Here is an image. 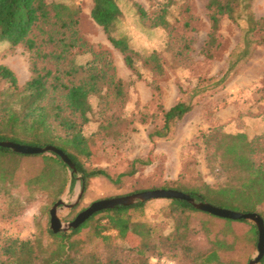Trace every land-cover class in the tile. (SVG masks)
Wrapping results in <instances>:
<instances>
[{"label":"trees","instance_id":"trees-1","mask_svg":"<svg viewBox=\"0 0 264 264\" xmlns=\"http://www.w3.org/2000/svg\"><path fill=\"white\" fill-rule=\"evenodd\" d=\"M172 3V0L161 3L152 13L137 2L134 6L144 24L162 28L173 37ZM249 9L250 0H208L211 30L205 48L211 50L218 45L217 35L225 16L237 20L245 15L248 32H254L251 30L258 26L264 29V17L256 19ZM80 14V7L62 1L0 0V41L12 48L22 44L36 58L53 65L40 68L35 62L34 75L23 87L11 68L0 65V140L38 147L53 145L61 149L77 170L72 173L70 188L73 189L80 176L81 185L87 190L93 178L111 179L103 168H87L85 160L95 153L94 137L113 127L112 116L108 119L104 115L108 99L112 97L113 102H123L125 91L110 52L95 49L80 34ZM91 16L123 54L127 67L139 78L143 77L141 68L153 75L164 74V62L158 50L142 54L126 35L119 33L117 25L123 18V10L118 0H93ZM37 38H41V45ZM260 42H264V35ZM249 43L234 54L236 62L251 54ZM43 45L51 46L52 50L44 51ZM170 46L173 45L170 43ZM175 52L183 55V50ZM262 91L264 94V86ZM92 97L100 101L99 114L107 123L100 122L98 130L89 136L85 127L93 117ZM158 108L156 117L159 116L161 123L152 122L151 141L169 137L192 106L179 101L169 108L161 104ZM203 137L206 148L214 149L211 156L220 159L227 181L219 187L208 183L191 186L179 181H162L151 189H176L219 207L258 212L264 220V134L250 137L247 131L228 132L218 126ZM25 156H42L43 159L39 173L30 178L27 185L39 190L37 196L43 194L47 198L42 209L44 214L49 215L48 206L54 204L67 187L69 167L59 155H26L0 147L1 221L24 213V206L17 204L10 191L15 172H8L4 160L16 158L12 164L16 167L20 157ZM167 200L163 216L173 224L168 234L146 220L147 201L117 205L94 213L70 231L55 232L49 223H39L35 234L28 238L0 235V264H152L150 260L154 257H166L173 264H240L225 254L238 250L245 243L253 247L258 243V229L246 219L219 217L180 198ZM199 215H204L201 221ZM213 220L221 221V228L214 236ZM195 221L201 226L197 227ZM241 223L249 225L246 232L236 229L235 224ZM200 231L207 240L204 247L195 242ZM133 239L137 242L133 243ZM260 264H264V256Z\"/></svg>","mask_w":264,"mask_h":264},{"label":"rangeland","instance_id":"rangeland-1","mask_svg":"<svg viewBox=\"0 0 264 264\" xmlns=\"http://www.w3.org/2000/svg\"><path fill=\"white\" fill-rule=\"evenodd\" d=\"M54 1L80 7V34L95 49L110 52L125 91L123 102H113L112 97L108 99L104 115L108 119L112 116L113 127L94 137L95 153L85 160L87 168H103L111 179L104 176L91 179L77 201L82 189L80 176L71 189L72 173L67 168L68 184L58 199L63 200L58 208L61 222H71L95 201L153 190L151 187L162 181H179L191 186L208 183L219 187L224 184L227 175L220 167V159L211 156L214 149L206 148L203 135L218 126L228 132L247 131L250 137L264 134V42H260L264 29L258 26L251 30L254 32H248L245 15L237 20L225 16L217 35L218 45L208 50L205 48L211 30L208 0H172L173 37L162 28H150L144 24L134 6L137 2L152 13L168 0H118L123 10V18L117 25L119 33L126 35L131 45L142 54L158 50L164 62L163 75H153L141 68L143 77L139 78L127 67L123 54L109 41L103 27L93 20V0H48L50 3ZM249 11L256 19L264 17V0H250ZM37 41L41 45V38ZM248 41L251 54L236 62L234 54ZM42 49L49 52L52 47L43 45ZM179 49L183 50V55H176L175 51ZM35 62L40 68L53 67L51 63L36 58L22 44L12 48L0 41V65L15 72L21 87L34 75ZM179 101L190 104L191 111L177 122L169 137L151 141L152 122L161 123L159 116L156 117L158 106L169 108ZM91 102L93 117L85 127L89 136L98 130L100 122L107 123L99 114L100 101L92 97ZM20 158L16 171L12 165L16 158L9 157L4 161L8 172H15L10 191L17 204L24 206V213L14 219L0 220V235L28 238L35 234L39 223L51 224L50 209L58 200L48 206L49 215L44 214L42 209L47 198L43 194L37 196L39 190L27 185L30 178L39 173L42 156ZM72 203L76 204L69 208ZM168 203L167 198L151 199L146 203V220L165 234L173 227L172 222L163 216ZM199 216L201 221L204 215ZM211 224L214 236L221 228V221L213 220ZM195 225L200 227L201 223L195 221ZM235 227L239 232L249 229V225L243 223L235 224ZM132 242L137 241L133 239ZM195 242L199 247L206 246L203 231ZM257 252L258 243L255 247L245 243L225 257L248 264ZM150 261L152 264H173L166 257H154Z\"/></svg>","mask_w":264,"mask_h":264},{"label":"water","instance_id":"water-1","mask_svg":"<svg viewBox=\"0 0 264 264\" xmlns=\"http://www.w3.org/2000/svg\"><path fill=\"white\" fill-rule=\"evenodd\" d=\"M0 147H5L11 149L14 152L26 154V155H33V154H57L61 157L63 162L68 165L71 173L76 172V167L74 162L71 158L63 152L61 149L53 146L47 145L44 147L38 146H31L26 144H20L9 140H0ZM84 192V188L82 187L80 195L77 199L81 198ZM159 198H180L187 200L196 208L201 209L203 211L209 212L213 215L230 218V219H246L247 221L252 222L256 225L258 229V252L257 255L252 258L248 264H260L261 259L264 256V220L262 216L258 212H243L237 211L232 209H227L223 207H219L213 205L206 201H198L196 198L192 197L189 193L179 191L176 189H153V190H146L142 192H137L129 195L118 196L113 198L101 199L98 201L93 202L89 207L81 211L74 220L68 223H62L60 217L58 216V208L61 204H63V200H58L53 207L50 209L51 215V224L50 228L55 232L58 231H70L73 228L79 227L82 223H84L88 218H90L94 213L114 208L117 205H131L138 202H145L151 199H159ZM76 203L69 204L68 207L72 208Z\"/></svg>","mask_w":264,"mask_h":264}]
</instances>
